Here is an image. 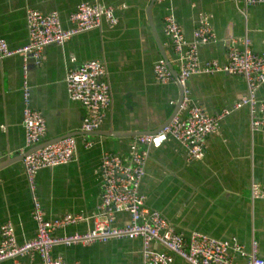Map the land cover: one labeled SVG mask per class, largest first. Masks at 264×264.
Listing matches in <instances>:
<instances>
[{
  "label": "crops",
  "instance_id": "1",
  "mask_svg": "<svg viewBox=\"0 0 264 264\" xmlns=\"http://www.w3.org/2000/svg\"><path fill=\"white\" fill-rule=\"evenodd\" d=\"M83 2L93 0H0V39L6 40L11 49L28 43L29 9L44 14L57 12L63 28L70 29V16ZM106 2L115 8L117 26L103 24L102 28L74 36L64 46L50 45L39 61L29 59L25 63L15 56L0 62V165L8 163L0 170V228L12 223L20 244L34 239L37 233L32 218L33 197L19 159L25 148V65L32 106L47 121L44 142L82 133L85 109L69 98L67 70L89 60H101L107 67L112 104L99 135L76 136L74 161L42 169L36 178V196L48 219L67 214L88 218L57 232L71 235L92 229L91 217L99 214L104 154L130 155L133 135L162 127L177 105V83L160 84L154 74L162 56L153 30L162 45L168 41L164 34L166 15L177 18L189 42L194 41L201 17H209L216 40L199 47L202 61L225 63L232 41L243 49L244 37L250 40L253 52L264 53V5L246 6L238 0H157L149 12L152 0ZM166 53L179 69L172 51L167 48ZM188 88L192 103L202 105L212 115L247 96L246 80L225 73L195 75L189 79ZM257 95L264 100V85ZM88 141L93 142L91 148L85 146ZM253 184L264 188V132H252L250 109L243 107L226 117L218 132L208 138L201 161H190L186 148L173 139L152 149L140 191L147 198V207L161 212L187 239L199 232L237 242L248 253L256 242L257 254L264 258V198L252 199ZM129 220L127 213H120L115 225L123 226ZM156 248L165 251L161 246ZM142 251V241L127 239L53 249L68 264H143ZM231 254L236 264L247 263L238 253ZM21 262H29V257L21 258ZM35 264L42 263L37 259ZM173 264L188 263L176 257Z\"/></svg>",
  "mask_w": 264,
  "mask_h": 264
},
{
  "label": "built area",
  "instance_id": "2",
  "mask_svg": "<svg viewBox=\"0 0 264 264\" xmlns=\"http://www.w3.org/2000/svg\"><path fill=\"white\" fill-rule=\"evenodd\" d=\"M107 0L83 2L71 14L72 27L64 29L57 12L44 14L35 9L27 11L28 43L11 49L4 39H0V62L20 56L25 63L29 59L39 61L50 45L64 46L74 36L119 24L115 8ZM246 6L264 5V0H238ZM164 34L168 41L163 42L176 56L179 69L178 81L184 88V99L179 114L173 121L155 134L136 136L130 144V155L105 153L101 165L102 197L99 214L91 217L92 229L85 233L58 235L59 230L78 225L88 220L82 214H67L57 219H48L45 210L36 196V178L42 169L67 165L76 158L78 142L76 137H67L55 144L31 151L44 142L47 135V121L44 114L31 103V90L27 81V65L24 66L23 125L25 128V148L23 165L28 185L33 197L32 218L37 225L34 239L20 244L15 228L8 222L0 228V264L12 261L13 264H68L62 255H55L56 246L90 245L95 242L117 240H140L143 244V264H173L176 257L188 264H236L232 252L247 259L245 264H264V258L257 254L258 245L252 243L251 252L237 242L223 241L199 232H193L189 239L175 231L170 221L159 211L147 207V198L140 191L146 175V165L152 149H159L170 139L183 145L190 161L205 158L208 138L217 133L220 123L233 112L248 107L250 126L253 133L264 132V100L258 92L264 85V53H255L247 37L242 39L243 49L232 41L227 61H202L199 47L216 40L209 17L202 16L194 33V41L189 42L177 18L168 14L164 17ZM225 73L241 76L246 80L247 96L237 101L231 108L210 114L202 105L193 104L188 81L195 75ZM156 80L160 84L176 83L168 63L162 57L154 67ZM66 83L69 98L83 105L85 118L82 132L91 134L99 131L112 104L111 86L107 80V67L101 60L85 61L79 68L68 69ZM93 146L92 141L85 143ZM264 198V188L252 185V199ZM127 213L130 220L123 226H116V217ZM161 246L165 251L158 250ZM29 257L22 263L21 258Z\"/></svg>",
  "mask_w": 264,
  "mask_h": 264
},
{
  "label": "water",
  "instance_id": "3",
  "mask_svg": "<svg viewBox=\"0 0 264 264\" xmlns=\"http://www.w3.org/2000/svg\"><path fill=\"white\" fill-rule=\"evenodd\" d=\"M156 2H157V0H152L151 5H150V7L148 8V9H149V10H148L149 12H150V10L153 8V6H154V4H155ZM149 12H148V18H149L150 23H152V22H151L152 19H151V17H150V13H149ZM152 27H153V25H152ZM153 29H154V28H153ZM153 31H154V33H155L156 42H157V44H158V47H159V50H160L161 56H162L163 59H165V60L167 61L168 66H169L170 70L172 71L173 76H174V78H175V80H176V83H177V85H178V88H179V99H178L177 105H176V107H175V109H174L172 115L170 116V118L167 120V122H166L162 127H160L159 129H157L156 131H151L150 133H141V135L155 134V133H157L158 131H160L162 128H164L165 126L169 125V124L173 121V119L179 114V112H180V108H181V104H182L183 99H184V88L181 86V84H180L179 81H178V73H177V71L173 68V66L171 65L170 60H169V58H168V56H167L166 50L164 49V47H163V45H162V41H161L160 37H159L158 34L155 32V29H154ZM82 135H83V136H92V135H99V133H98V131H96V132L91 133V134H86V133H83V132H82V133H75V134H71V135H66V136L60 137V138H58V139H54V140H50V141H47V142H43V143H41L40 145L36 146V147H35L34 149H32L31 151H34V150H37V149H41V148L47 147V146H49V145L55 144V143H57V142H59V141L65 139V138H67V137H76V136H82ZM141 135H140V136H141ZM105 136H107V135H105ZM111 136H113V137H123L122 135H111ZM133 136H137V135H133ZM19 159H20V161H23L24 156L21 155V156L19 157ZM11 160H13V159H11ZM7 164H8V163H5V164L0 165V170H1L2 168L6 167Z\"/></svg>",
  "mask_w": 264,
  "mask_h": 264
}]
</instances>
